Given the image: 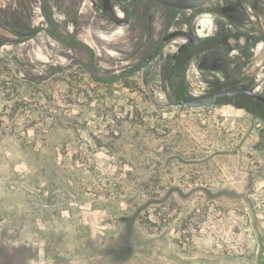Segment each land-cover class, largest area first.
Instances as JSON below:
<instances>
[{"label": "rangeland", "instance_id": "374dc122", "mask_svg": "<svg viewBox=\"0 0 264 264\" xmlns=\"http://www.w3.org/2000/svg\"><path fill=\"white\" fill-rule=\"evenodd\" d=\"M144 1L0 0V264H264V107L182 104L264 95V0Z\"/></svg>", "mask_w": 264, "mask_h": 264}, {"label": "water", "instance_id": "95a60500", "mask_svg": "<svg viewBox=\"0 0 264 264\" xmlns=\"http://www.w3.org/2000/svg\"><path fill=\"white\" fill-rule=\"evenodd\" d=\"M152 1L165 8L179 10V11L196 10V9L204 7L207 3L210 2V0H152ZM120 25H124V24H120ZM177 37H182V38H185V40H189V43H184L180 46L178 52H182L189 45L198 46L203 41V38L199 37L196 33H194L191 30L190 31L175 30L169 33L164 38L163 41L168 42L169 40H172ZM238 94H245L251 99L255 100L256 102L264 104L263 94L255 93L246 87H241V88L234 89V90L218 91L212 94L211 96L205 97V98L186 99L182 102V104L199 107V106H204V105H208L210 103L216 102L218 98H221L224 96L232 97Z\"/></svg>", "mask_w": 264, "mask_h": 264}, {"label": "flooded vegetation", "instance_id": "af4514ba", "mask_svg": "<svg viewBox=\"0 0 264 264\" xmlns=\"http://www.w3.org/2000/svg\"><path fill=\"white\" fill-rule=\"evenodd\" d=\"M141 1L142 0H100L101 4L97 3L95 10L98 11L100 14H102L105 19L110 20L111 23H113L114 25L119 26V27H128L133 21L135 6L137 5V3L141 2ZM144 2L148 3V5H147L148 10H150L154 4L156 5V3L153 2L152 0H145ZM109 4L112 5V7ZM114 5L116 6L115 8H113ZM98 6H100L101 8L100 7L98 8ZM116 11H118V12H116ZM120 13H122V14H120ZM120 24H124V25H120ZM146 28L149 29V32L152 30L151 29L152 27H149V24L147 22H144L142 29H146ZM249 38H248V40L251 42L252 39H251V37H249ZM170 41L171 40H169L168 42H170ZM186 43H189V40H186ZM191 47H195V46L189 45L182 52H177L176 54H174V56L172 57V63L174 64V62L177 61L178 56L180 54H182L185 50L190 49ZM174 73H176V67L175 66H173V71L171 72V77H170L171 80L174 77L173 76ZM239 95H245V94H238L235 96H239ZM245 96H247V95H245ZM224 97H226L228 99L231 98L228 96H224ZM232 97H234V96H232ZM221 98H223V97H221ZM248 98H250V97H248ZM218 99H220V98H218ZM213 103H215V102H213ZM210 104H212V103H210Z\"/></svg>", "mask_w": 264, "mask_h": 264}, {"label": "trees", "instance_id": "16d2710c", "mask_svg": "<svg viewBox=\"0 0 264 264\" xmlns=\"http://www.w3.org/2000/svg\"><path fill=\"white\" fill-rule=\"evenodd\" d=\"M261 12L264 14V7H263V9L261 8ZM226 90H228V89H226ZM250 99V98H249ZM251 101H254V100H252V99H250ZM255 102V101H254ZM258 103V102H257ZM258 104H260L261 106H263L264 107V105L263 104H261V103H258ZM238 107H240V108H243V109H247V107L246 106H243V105H238Z\"/></svg>", "mask_w": 264, "mask_h": 264}]
</instances>
